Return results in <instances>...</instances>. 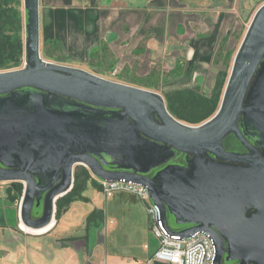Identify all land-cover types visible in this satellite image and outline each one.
I'll use <instances>...</instances> for the list:
<instances>
[{"label":"water","instance_id":"water-1","mask_svg":"<svg viewBox=\"0 0 264 264\" xmlns=\"http://www.w3.org/2000/svg\"><path fill=\"white\" fill-rule=\"evenodd\" d=\"M26 12L24 65L0 70V182L19 181V221L47 227L75 165L102 180L147 188L166 226L208 233L215 264H264V2L235 51L215 113L199 124L173 117L157 92L49 62L39 47L38 0ZM233 134L247 149L228 151ZM185 155L186 165L166 164ZM42 200L41 213L32 216Z\"/></svg>","mask_w":264,"mask_h":264},{"label":"crops","instance_id":"crops-1","mask_svg":"<svg viewBox=\"0 0 264 264\" xmlns=\"http://www.w3.org/2000/svg\"><path fill=\"white\" fill-rule=\"evenodd\" d=\"M262 2L264 0H38L40 55L47 61L65 62L63 65L99 76H115L116 72L119 78L115 81L138 85L162 96L183 88H196L207 94L217 72L232 56L237 35L240 31L242 35ZM25 13L23 8L22 18ZM129 79L144 81V84ZM0 183L5 184L0 187V251L27 246L21 264H44L45 259L53 260L55 254L63 257V264H96L92 260L93 251L95 246L100 249L101 244L96 239L95 246L89 250L88 229L92 226H85L80 235L73 233L82 225L76 221L78 213L82 212L86 218L93 209L101 210L96 204L84 210V204L90 201L84 193L87 202H72L58 221L53 217L47 227L32 231L19 221L20 202L7 199L9 182ZM98 191L101 193L100 187ZM111 198L117 208H123L127 200L143 203L125 193ZM127 210L134 217L132 232L140 234L138 241L146 257L144 259L143 254L142 258L135 255L127 258L113 252L106 256L105 264H162L150 261L158 241L151 234L146 211L136 218L134 206L129 204ZM10 212L12 225L5 222ZM94 223L97 225L100 221ZM50 233L57 237L60 249L39 248L34 240ZM77 241L83 242L82 247L71 245Z\"/></svg>","mask_w":264,"mask_h":264},{"label":"trees","instance_id":"trees-1","mask_svg":"<svg viewBox=\"0 0 264 264\" xmlns=\"http://www.w3.org/2000/svg\"><path fill=\"white\" fill-rule=\"evenodd\" d=\"M21 0H0V70L18 68L26 59L25 33L26 13L24 18L20 11ZM24 19V20H23ZM228 76L227 68L219 70L209 93L199 92L196 88H183L168 91L163 95L168 112L176 119L187 124H199L211 117L217 110L223 88ZM227 149L240 147V143L229 135L223 140ZM97 184L92 181L89 171L79 165L74 169L71 189L55 201L54 217L56 221L76 200L88 201L83 196L88 184ZM23 184L19 181L9 182L6 187L7 199L20 202ZM32 216L35 217L34 212ZM103 222L102 210L93 209L85 218V226L94 222Z\"/></svg>","mask_w":264,"mask_h":264},{"label":"rangeland","instance_id":"rangeland-1","mask_svg":"<svg viewBox=\"0 0 264 264\" xmlns=\"http://www.w3.org/2000/svg\"><path fill=\"white\" fill-rule=\"evenodd\" d=\"M20 6H21L20 11L23 14V5H20ZM245 29L246 28H244V30L242 31V35ZM242 35L240 31V33L237 35V39L235 40L234 46L232 48V52H233L232 56H229L227 60L224 62V64L226 65L223 68L226 67L228 72H229V69L232 63V58L234 56L236 49L238 48ZM42 59L46 60L43 55H42ZM58 64L63 65L66 63L62 62ZM23 65H24V62L22 63L20 67H22ZM117 74L118 73L115 72L113 74L115 76L108 75V77H104V75H101V77H104L106 79L111 78L113 81H115L114 79L119 78ZM129 80H134V79H129ZM134 81L137 82V84L138 83L144 84L143 83L144 81H139V80L138 81L134 80ZM182 162L172 160L171 164L173 165L184 164L185 157L182 160ZM78 166L79 165H75V168ZM3 185L5 184L0 183V187H2ZM84 195L88 197L90 200L89 202L84 204L83 206L84 210H88L90 208L92 209L94 205L96 204L100 207V209L103 211V214H104L103 222H100L97 225L95 223L91 224L90 226L92 227L88 229L90 233V239H89L90 249L89 250H92V248L95 246L94 241L96 239L98 243L101 244L100 249L98 248V246H95L94 251H93L94 253L92 256V260L95 261L96 264H105L106 256L113 252H118L119 254H122L123 256L127 258L132 257L134 255L139 258H142V256L145 255L144 247H142L141 243H139L140 234H136L132 232L134 230L135 221H134V217L128 214L129 211L127 209L129 207V204L134 206L136 209V218H139V216H142L145 211L143 203L138 204L139 203L138 201L132 202V200H127L126 202L127 204L126 205L124 204L123 208H121L120 206L117 208L115 207V202L112 198L105 199L103 195L100 193V191H98V189L95 188L94 184H91V183L88 184V187L86 191L84 192ZM81 214L82 212L78 213L76 216V221L80 222L82 225L79 228L74 229L73 233L75 232L74 233L75 235H80L83 232V229L85 227V218ZM5 217L7 216L5 215ZM166 219H167V224L169 228L175 231L182 230L188 226L186 224L176 223V219L174 215L170 214L169 212H167ZM5 222H8V224H11V225L13 224V216L11 212H10V216H8V219L5 220ZM32 231H36V230H32ZM34 240L38 244L39 248L45 247L48 250L60 249L59 242L57 241V237H55L54 233H50V235H47V236H41V237L35 238ZM71 245H73L74 248H79V246L83 245V242L82 241L72 242ZM27 249L28 247L26 246L25 248L23 247L19 250L17 248V250L15 251H9V252L0 251V264H21L24 256L26 255V251H28ZM86 256H87V253H86ZM145 257L146 255L143 258L145 259ZM43 262L44 264H63V257L58 254H55L53 260L45 259V261Z\"/></svg>","mask_w":264,"mask_h":264},{"label":"built area","instance_id":"built-area-1","mask_svg":"<svg viewBox=\"0 0 264 264\" xmlns=\"http://www.w3.org/2000/svg\"><path fill=\"white\" fill-rule=\"evenodd\" d=\"M115 73V72H114ZM113 73V74H114ZM99 185L105 199L116 194H129L143 202L149 219L151 234L157 239L158 247L150 261L162 264H215L216 248L212 237L198 231L190 237H182L171 233L168 224L166 226L161 211L149 196L147 188L143 185L124 179L117 181L102 180L93 176Z\"/></svg>","mask_w":264,"mask_h":264},{"label":"flooded vegetation","instance_id":"flooded-vegetation-1","mask_svg":"<svg viewBox=\"0 0 264 264\" xmlns=\"http://www.w3.org/2000/svg\"><path fill=\"white\" fill-rule=\"evenodd\" d=\"M230 135H233V134H230ZM229 136V135H228ZM234 136V135H233ZM227 137V136H226ZM225 137V138H226ZM235 137V136H234ZM239 142V141H238ZM240 143V142H239ZM226 150L228 151H233V152H239V153H245L247 152V149H245L241 144H240V147H236V148H231V149H227ZM185 155L183 153H180L178 151H176V155L175 157H173L171 160H169L166 164L162 165L161 167H158L154 170H152L149 175L152 176L157 170L163 168L164 166L168 165V164H171V161L172 160H175V161H180L182 162V160L184 159ZM183 163V162H182ZM181 164V163H180ZM181 165H186V163L184 164H181ZM75 168V167H74ZM41 207H42V200H40V203L39 205L36 207L33 208V212H34V215L35 217L39 216L40 213H41ZM189 226V225H188ZM226 254L223 255L222 259H221V264H237L238 262L237 261H234V260H226Z\"/></svg>","mask_w":264,"mask_h":264}]
</instances>
